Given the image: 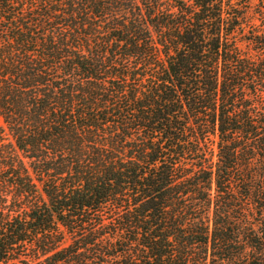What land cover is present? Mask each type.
I'll list each match as a JSON object with an SVG mask.
<instances>
[{
  "label": "trees",
  "instance_id": "16d2710c",
  "mask_svg": "<svg viewBox=\"0 0 264 264\" xmlns=\"http://www.w3.org/2000/svg\"><path fill=\"white\" fill-rule=\"evenodd\" d=\"M0 264H264V0H0Z\"/></svg>",
  "mask_w": 264,
  "mask_h": 264
}]
</instances>
